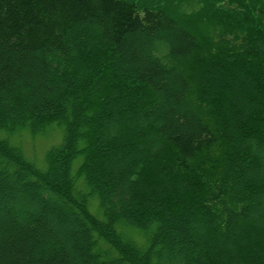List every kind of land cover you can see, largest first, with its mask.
Instances as JSON below:
<instances>
[{
  "label": "trees",
  "instance_id": "16d2710c",
  "mask_svg": "<svg viewBox=\"0 0 264 264\" xmlns=\"http://www.w3.org/2000/svg\"><path fill=\"white\" fill-rule=\"evenodd\" d=\"M0 264H264V0H0Z\"/></svg>",
  "mask_w": 264,
  "mask_h": 264
},
{
  "label": "rangeland",
  "instance_id": "374dc122",
  "mask_svg": "<svg viewBox=\"0 0 264 264\" xmlns=\"http://www.w3.org/2000/svg\"><path fill=\"white\" fill-rule=\"evenodd\" d=\"M62 136L63 128L54 124L50 126L45 132L36 134H31L27 130H22L21 132L14 134L9 139V142L14 146L19 147L27 160L34 163L38 168L44 169L46 167V152L51 147L59 145L62 141ZM77 162L78 159L73 163V171L75 170ZM36 204H40V202ZM90 210L93 213H97L93 205L90 206ZM59 220V216H54L53 223L55 226L60 225ZM132 231L135 230L128 228L125 229L124 232L127 233L129 237H131L134 233ZM133 238L135 237L133 236ZM101 246L104 247L105 244L103 243Z\"/></svg>",
  "mask_w": 264,
  "mask_h": 264
}]
</instances>
